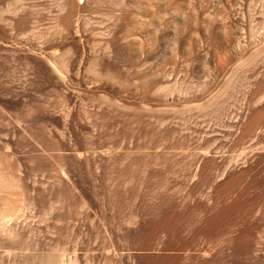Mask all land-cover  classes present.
<instances>
[{
  "label": "rangeland",
  "instance_id": "rangeland-1",
  "mask_svg": "<svg viewBox=\"0 0 264 264\" xmlns=\"http://www.w3.org/2000/svg\"><path fill=\"white\" fill-rule=\"evenodd\" d=\"M0 165L13 264H264V0H0Z\"/></svg>",
  "mask_w": 264,
  "mask_h": 264
},
{
  "label": "bare ground",
  "instance_id": "bare-ground-1",
  "mask_svg": "<svg viewBox=\"0 0 264 264\" xmlns=\"http://www.w3.org/2000/svg\"><path fill=\"white\" fill-rule=\"evenodd\" d=\"M7 173L4 172V170L1 168V165H0V248L2 249V250H0L1 251L0 252V255H1L0 263H2L5 260H8V263H9V261L13 260L12 263L10 262L11 264H13L14 261L16 263L15 258L18 254L16 253V251H14L13 248L5 249L4 244H6V243L9 244V242H10V244L12 243V245H13L14 244L13 241L18 240V235L16 232L17 230L13 226H10V227L6 226V221L8 218L16 217L17 212L20 211V203L23 200V199L21 200V197L23 194L21 193L22 191H20V188H19L20 183L18 184V182H17L18 180H16L17 178L14 179V177L12 175L7 174ZM80 208H81V206H80ZM3 246H4V249H3ZM20 253H22V252H20ZM20 253H19V255H21ZM3 257L5 258V260H3ZM34 257H36V256H34ZM49 257L50 256H48V258H46L48 262L51 259ZM47 261H45L46 264H48ZM67 263L68 264H80L76 257L69 260V262H67ZM2 264H4V262ZM49 264H54V260H53V263L51 262Z\"/></svg>",
  "mask_w": 264,
  "mask_h": 264
}]
</instances>
